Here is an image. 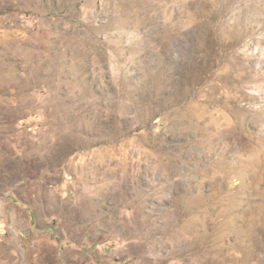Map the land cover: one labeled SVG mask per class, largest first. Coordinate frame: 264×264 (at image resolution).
<instances>
[{
  "label": "rangeland",
  "instance_id": "374dc122",
  "mask_svg": "<svg viewBox=\"0 0 264 264\" xmlns=\"http://www.w3.org/2000/svg\"><path fill=\"white\" fill-rule=\"evenodd\" d=\"M0 264H264V0H0Z\"/></svg>",
  "mask_w": 264,
  "mask_h": 264
}]
</instances>
